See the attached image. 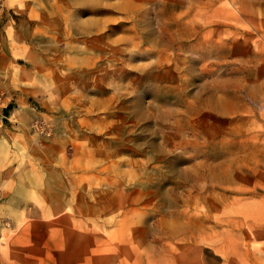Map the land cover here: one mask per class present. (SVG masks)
<instances>
[{"label": "rangeland", "instance_id": "374dc122", "mask_svg": "<svg viewBox=\"0 0 264 264\" xmlns=\"http://www.w3.org/2000/svg\"><path fill=\"white\" fill-rule=\"evenodd\" d=\"M0 264H264V0H0Z\"/></svg>", "mask_w": 264, "mask_h": 264}]
</instances>
